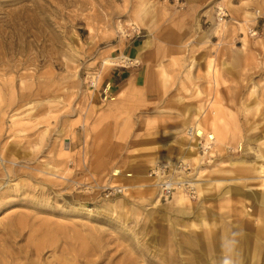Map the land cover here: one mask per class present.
I'll return each instance as SVG.
<instances>
[{"label": "rangeland", "instance_id": "rangeland-1", "mask_svg": "<svg viewBox=\"0 0 264 264\" xmlns=\"http://www.w3.org/2000/svg\"><path fill=\"white\" fill-rule=\"evenodd\" d=\"M143 32L176 36L175 53L144 87L124 79L110 93L109 71L136 67L123 47ZM205 112L220 117L223 146L212 162L198 147L183 159ZM158 153L187 163L204 183L196 196L150 190ZM0 157V264H255L241 245L264 206L231 188L264 195V0H0ZM107 185L127 190L105 197ZM198 228L237 244L201 259Z\"/></svg>", "mask_w": 264, "mask_h": 264}, {"label": "bare ground", "instance_id": "bare-ground-1", "mask_svg": "<svg viewBox=\"0 0 264 264\" xmlns=\"http://www.w3.org/2000/svg\"><path fill=\"white\" fill-rule=\"evenodd\" d=\"M120 61H122V60H120ZM94 86H96V80L94 82ZM220 123H222V121L220 120V117L215 116L212 112L201 113V115H199V117H197V121L193 125L188 126L185 130V134H186L189 142L185 146L183 145V147L181 149L182 150V155H181L182 158L185 156H187L190 159L197 158L196 156H198L199 153L197 154L196 151H197V147L199 149L198 144L201 142V145L203 147V152L199 149L200 152L202 153V155L199 154L200 158L204 157V158H206V160H208V162H212L210 160V156L214 153L212 151V149L216 145L218 147L223 146V143L225 141V133H224V130L221 127H219ZM202 130L206 131L205 135L202 134ZM168 148H170V147H168ZM156 149L159 150V147H157ZM158 155L163 156L166 159V161L164 163H158V161L154 162L158 166L157 170H156L157 175L163 174L162 176H164V177L167 176V177H165V181L167 184L173 186V191H172L173 195L176 194L175 192H179V193L182 192V194L184 195V196L183 195L176 196L175 197L176 202H183L185 200L186 196H196L197 195L196 187L199 188L201 183L194 182V180H191V178H187L186 176H184L185 166L187 165V163L184 162V160H183L184 158L183 159H177V160L172 161V162H167L169 160L168 154L158 153ZM158 155H156V157H158ZM230 162H231V164L242 163L243 159L241 157L239 159H233ZM178 165L181 167L178 168L177 167ZM164 166H166V168L164 171H162ZM262 166H264V163L259 164V167L255 168L254 170H256L258 173H262V172H264L261 169ZM2 167H3V165H2ZM6 171H7V169H6ZM146 176H149L150 179H153L152 182L150 183L151 185H149L150 190L152 191L153 186H156L157 191H158V193H157L158 198H160V194H161L160 187H159V181L160 180L158 181V179H156L154 176H151L149 174V172ZM231 179L238 181L239 179H242V177L240 178V177L234 176ZM202 184L204 185V183H202ZM203 185H201V186H203ZM119 187L122 190L121 194H123L127 190V187H122V186H119ZM259 188L260 187H258V189ZM231 192L237 193V194H243L247 198L255 200L257 202V204L264 206V195L260 194V192H252V191L245 192V191L237 189V188H231ZM157 201H158L157 199L153 200L151 202L152 206L157 205L158 204ZM83 209H85V208L83 207ZM247 210L248 209H246V212H244L243 216L248 215ZM15 224H16V225H14L15 229H12L11 225H5V228L3 227L4 231L2 232V235L5 237V239L15 241L16 235H18L19 232H21V227H22L21 225H19L20 224L19 222L15 223ZM198 229L199 230H197V231H193L192 234L196 238V243H194L195 252H197V256H199L201 259L205 258L206 256L208 257V252L209 253L211 252L210 254H213L214 252H217V251L224 252L225 250L227 251V249L232 248V246H236V245H234L236 242L234 239L232 240L233 243L230 242V243L224 244L225 243V241H223L224 240L223 239L224 234L222 232L220 234L215 233V232H212V233L209 232L208 233L206 231L204 232L203 229H200V228H198ZM249 231H251V233L249 235H245L243 237V242L241 245L242 249L244 250L245 255H247V256L251 257V259L257 261L256 262L257 264H264V241H261L260 243H258V240H261V238H262V240H264V218H262L260 225H257L254 228H251V230H249ZM241 234H242V232H241ZM45 238H46V236H45ZM202 240H205V241L203 242ZM4 242H6V241H4ZM48 243H50V241ZM48 243H46L45 241H44V243H42V242L37 243L33 246V250H32V248L30 250L27 249L25 251V253L32 251L34 253V255H36L38 257L44 252L45 249H47L48 247L53 245L52 242H51V245ZM236 244H237V242H236ZM18 249H20V247ZM82 250H83V246H81V248L78 249V251L83 252ZM6 251L8 252V250H6ZM78 251H77V253H78ZM4 253H5V249H3V248L0 249V255L2 254V256H3ZM18 253H20V252H18ZM13 254L15 255V252ZM74 255H77V254L74 253ZM18 256H20V255L18 254ZM15 257L16 256H14L13 258H15ZM74 257H76V256H74ZM207 260H206V263H208ZM38 261L29 260V264H39ZM215 261H219V260H215ZM235 262H236V260H235ZM9 263L11 264V262H9Z\"/></svg>", "mask_w": 264, "mask_h": 264}, {"label": "crops", "instance_id": "crops-1", "mask_svg": "<svg viewBox=\"0 0 264 264\" xmlns=\"http://www.w3.org/2000/svg\"><path fill=\"white\" fill-rule=\"evenodd\" d=\"M176 43V36H154L149 35V32H143L128 39L126 44H124L123 52L137 60L138 64L130 69H124L123 66H119L109 71L110 93L118 92L119 90L124 91L126 84H128L129 90L140 86L144 87L141 83L145 82L158 61L169 53H175ZM131 77L132 79L130 80L129 78ZM124 79H127V83L122 85ZM128 88L126 89L128 90ZM148 96L149 92H145V100H147Z\"/></svg>", "mask_w": 264, "mask_h": 264}, {"label": "built area", "instance_id": "built-area-1", "mask_svg": "<svg viewBox=\"0 0 264 264\" xmlns=\"http://www.w3.org/2000/svg\"><path fill=\"white\" fill-rule=\"evenodd\" d=\"M252 33L254 34V31H252ZM96 77H97V75H93L91 78L88 79V85L89 86H94V82L96 80ZM198 145H199V149L203 152V147L201 145V142ZM157 167H158L157 164L151 166V168L149 169V174L151 176H154L156 179H158V181L160 180L159 181V187H160V192H161L160 197L167 198L172 194L173 186L166 183L165 177H167V176L164 177V176H162L163 174L157 175V172H156ZM177 167L179 168L181 166L178 165ZM165 168H166V166H164L162 171H164ZM121 191L122 190L118 185H107V186L102 187L101 194L105 197H111V196L121 194L122 193Z\"/></svg>", "mask_w": 264, "mask_h": 264}]
</instances>
